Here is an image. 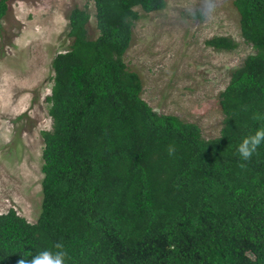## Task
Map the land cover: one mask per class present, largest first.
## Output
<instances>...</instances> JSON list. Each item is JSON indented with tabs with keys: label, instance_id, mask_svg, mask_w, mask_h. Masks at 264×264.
<instances>
[{
	"label": "trees",
	"instance_id": "1",
	"mask_svg": "<svg viewBox=\"0 0 264 264\" xmlns=\"http://www.w3.org/2000/svg\"><path fill=\"white\" fill-rule=\"evenodd\" d=\"M11 0H0V27ZM70 13L69 48L52 62V130L43 131V201L34 223L0 214V264L61 240L69 264H264V144L236 145L264 126V0H234L255 52L220 94V135L157 112L125 55L134 26L166 0H90ZM141 9V10H140ZM233 51L227 36L207 41ZM174 147L170 155L169 146Z\"/></svg>",
	"mask_w": 264,
	"mask_h": 264
},
{
	"label": "rangeland",
	"instance_id": "2",
	"mask_svg": "<svg viewBox=\"0 0 264 264\" xmlns=\"http://www.w3.org/2000/svg\"><path fill=\"white\" fill-rule=\"evenodd\" d=\"M234 0H166L164 10L145 13L134 26L125 55L143 80V98L159 113L197 124L205 139L220 135V94L231 72L255 52L241 36ZM88 8L89 34L99 36L90 0H11L0 27V214L15 209L34 223L43 201L44 140L52 129L47 97L55 56L72 43L69 16ZM230 37L237 48L207 44Z\"/></svg>",
	"mask_w": 264,
	"mask_h": 264
},
{
	"label": "clouds",
	"instance_id": "3",
	"mask_svg": "<svg viewBox=\"0 0 264 264\" xmlns=\"http://www.w3.org/2000/svg\"><path fill=\"white\" fill-rule=\"evenodd\" d=\"M225 89L223 91H225ZM255 118H264V114H257ZM222 135L223 134L220 136ZM261 144H264V126L258 127L254 132L245 135L236 145V151L242 160H247L257 151ZM174 150V147L170 145L168 148L169 154L171 155ZM17 264H69L67 259V249L61 240H57L54 244L46 245L39 249L31 256V259L21 258Z\"/></svg>",
	"mask_w": 264,
	"mask_h": 264
}]
</instances>
